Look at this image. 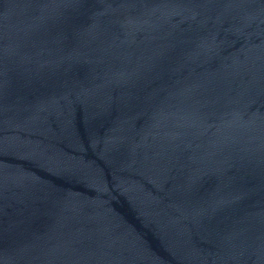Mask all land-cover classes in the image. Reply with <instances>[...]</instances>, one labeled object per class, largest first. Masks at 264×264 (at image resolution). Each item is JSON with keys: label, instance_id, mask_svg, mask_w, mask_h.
Masks as SVG:
<instances>
[{"label": "water", "instance_id": "1", "mask_svg": "<svg viewBox=\"0 0 264 264\" xmlns=\"http://www.w3.org/2000/svg\"><path fill=\"white\" fill-rule=\"evenodd\" d=\"M0 264H264V0H0Z\"/></svg>", "mask_w": 264, "mask_h": 264}]
</instances>
